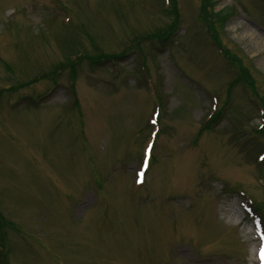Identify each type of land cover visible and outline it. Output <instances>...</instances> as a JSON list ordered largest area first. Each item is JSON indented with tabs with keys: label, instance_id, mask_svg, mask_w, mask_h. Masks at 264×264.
Listing matches in <instances>:
<instances>
[{
	"label": "rangeland",
	"instance_id": "rangeland-1",
	"mask_svg": "<svg viewBox=\"0 0 264 264\" xmlns=\"http://www.w3.org/2000/svg\"><path fill=\"white\" fill-rule=\"evenodd\" d=\"M262 124L264 0H0L2 264H258Z\"/></svg>",
	"mask_w": 264,
	"mask_h": 264
},
{
	"label": "snow or ice",
	"instance_id": "snow-or-ice-1",
	"mask_svg": "<svg viewBox=\"0 0 264 264\" xmlns=\"http://www.w3.org/2000/svg\"><path fill=\"white\" fill-rule=\"evenodd\" d=\"M261 257L262 259H264V246H262V249H261Z\"/></svg>",
	"mask_w": 264,
	"mask_h": 264
}]
</instances>
